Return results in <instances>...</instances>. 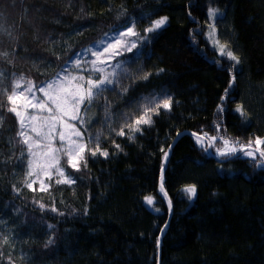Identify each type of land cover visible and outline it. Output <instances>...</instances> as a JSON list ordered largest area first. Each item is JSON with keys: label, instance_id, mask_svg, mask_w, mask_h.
I'll return each instance as SVG.
<instances>
[{"label": "trees", "instance_id": "trees-1", "mask_svg": "<svg viewBox=\"0 0 264 264\" xmlns=\"http://www.w3.org/2000/svg\"><path fill=\"white\" fill-rule=\"evenodd\" d=\"M225 19L238 64L210 38ZM133 25L136 48L84 109L87 166L64 155L71 183L28 187L15 82L44 87ZM0 27V264H264L261 158L216 156L224 139H264V0H0ZM165 99L170 110L126 127Z\"/></svg>", "mask_w": 264, "mask_h": 264}, {"label": "snow or ice", "instance_id": "snow-or-ice-1", "mask_svg": "<svg viewBox=\"0 0 264 264\" xmlns=\"http://www.w3.org/2000/svg\"><path fill=\"white\" fill-rule=\"evenodd\" d=\"M216 10L212 9L209 11L210 17H215ZM167 22V17L160 18L149 26L146 31L153 32L156 29L161 28ZM211 29L210 38L213 39L214 44L219 48L220 55L227 56L230 60L235 61L237 64L240 63L239 58L227 48V45L221 44L219 40L215 39V26L209 25ZM0 30H3L0 27ZM123 35L126 36H136L137 33L134 30V25L129 27ZM131 47H135V43L131 45ZM129 51L131 48L128 49ZM79 67V65H77ZM147 77H145L146 79ZM67 83L62 80H53L48 83L46 87H39L37 89L38 92L42 93V97H38L34 92V88L36 87L31 81L27 82V87L24 91H19L22 85L20 81L15 82V86L12 89L11 93L7 96L8 102L11 107L8 109L10 112L14 113L20 122L21 131L18 135L21 137V143L27 145L28 151L32 156L38 155V153L32 152L34 146L39 144V141L33 140L31 136H29L24 129L30 128V130L41 140L46 141L47 143L44 145L45 151L43 153L44 157H47V160L41 168L44 170L45 175H50L48 171L51 168H55L56 173L59 176L64 177L65 173L62 167H60V156L59 153H63L67 157V165L71 166L74 169L79 170L80 162L84 161V152L87 148V145L82 140V132L75 127V125L68 123L65 120L67 117L69 120H78L79 112L81 106L87 102L91 103L94 96L97 94L94 92V89H100L101 85L104 83H111V81H107L106 79H102L99 81H94L92 79H88L85 81L87 87L82 83H73L76 80V77H65L64 78ZM79 80L83 81V77H79ZM232 80H235V77H232ZM231 86V85H230ZM163 107L166 110H170L171 100L165 99L163 104L156 103L154 108L145 109L144 115L139 116L134 124H126V127L133 133L140 131L139 125L141 124H150L151 117L148 116V112L152 111L156 114L158 113V109ZM35 109L39 110V112H47L48 115L41 116L38 114H32L27 116L28 123H25V113L27 110ZM23 109V111H21ZM238 112L243 114V109L241 106H238L236 109ZM83 123V121H80ZM60 125L62 130L58 133L59 140L61 141L60 147L53 146V133H56L57 126ZM47 129V131H44ZM118 135H125L124 131L121 129ZM195 135V134H193ZM73 136L78 139H73ZM131 138V137H130ZM204 137H197V142L200 143ZM210 146L212 142L215 141V137H209ZM31 141V142H30ZM66 142V146H65ZM119 147V145H117ZM243 152L244 155L256 159L255 153H259L261 157V162L264 163V139L257 137L254 141L250 140L247 144H241L239 141H230L228 139L223 140V147L217 148V152L221 156H229L233 155L236 152ZM97 152H100L101 155L107 157V151H101L99 145H97L94 149L91 150V154L94 156ZM165 159H167V153H165ZM35 161H29V168L32 169ZM84 166L86 167V161H84ZM33 173L29 171L28 175L31 176ZM35 181H26L28 187L32 186V183ZM66 182L71 183L70 179H65L64 181H57V183ZM42 189L45 187L43 182H41ZM161 192H164L163 188V169L161 171ZM187 193L192 196L196 194L195 186H189L185 189ZM167 195V193H165ZM146 202L149 205L153 204V198L151 196L146 197ZM169 205L171 206V202L169 201ZM43 207V205H41Z\"/></svg>", "mask_w": 264, "mask_h": 264}, {"label": "rangeland", "instance_id": "rangeland-1", "mask_svg": "<svg viewBox=\"0 0 264 264\" xmlns=\"http://www.w3.org/2000/svg\"><path fill=\"white\" fill-rule=\"evenodd\" d=\"M223 13H216V17L214 18L215 21H217L218 18ZM164 26V25H163ZM162 26V27H163ZM127 31V30H126ZM126 31L123 32H117L110 34L109 36L105 37L101 42L94 44L89 51H85L83 54L78 55L76 60L73 62L72 68H69V71L71 72H65L63 74L58 75L48 83L52 82L53 80H62L63 82L67 83V81L64 79L65 77H76L77 79L73 81V83H82L85 87H87L85 81L88 79H92L94 81H99L102 79H106L107 81H111V83H104L101 85L100 89H94V92L98 93L101 91V89L105 88L106 86L111 85L113 80L116 78V75L120 71V67L122 66V63L118 62V57L121 54H124L126 52H129V48L131 50L133 48H136L137 41L135 40L134 36H126L123 35ZM231 23L228 19H225L221 22L216 23L215 27V39L219 40L221 44H228L233 45L235 44V38L234 35L231 33ZM135 43V47H131V45ZM228 48V47H227ZM130 50V51H131ZM79 65V67H77ZM79 77H83L84 80H79ZM47 83V84H48ZM45 85L44 87H46ZM23 88L21 91H24L26 89ZM34 92L38 97H42L43 94L38 92L36 88H34ZM96 96V95H95ZM94 96V97H95ZM87 102H85L80 109L79 112V119L78 120H69L67 117H65V120L68 123H71L75 125L76 128H78L82 132V140L81 142L85 143V136L83 133V129L81 127L84 126V109L87 106ZM23 111V109H21ZM32 114H38L41 116L48 115L47 112H39V110L31 109L29 108L27 112L25 113V123H28L27 116ZM80 121H83L81 123ZM62 130L61 126H57L56 133H53V146L54 147H60L61 141L59 140L58 133ZM24 131L33 138V140L39 141V144L37 146H34L32 149V152L38 153L36 156H32L30 154V160L35 161V164L33 165V168L30 169L32 171V175L30 177V182L35 181L32 183L31 188H34L37 186L38 188L42 189L41 182L45 185L43 189H46L49 187L48 180L52 179L53 177L59 178L61 181H64L65 179H70V177L67 174L66 168L63 166V157L64 154L61 152L59 153L60 156V167L63 168L65 176L61 177L58 173H56L55 168H51L48 171L50 172V175H45L44 170L41 168V165L45 163L47 160V157L43 156L44 151L46 150L44 145L47 143L46 141L41 140L40 137L36 135V133L32 132L30 128L24 129ZM44 131H47V129H44ZM73 139H78L73 136ZM31 142V141H30ZM86 144V143H85ZM66 146V142H65ZM256 156H258L255 153ZM216 156L220 158L227 157V156H221L216 150ZM246 158H250L246 155H244ZM252 159V158H251ZM260 167H264L263 163H260Z\"/></svg>", "mask_w": 264, "mask_h": 264}, {"label": "water", "instance_id": "water-1", "mask_svg": "<svg viewBox=\"0 0 264 264\" xmlns=\"http://www.w3.org/2000/svg\"><path fill=\"white\" fill-rule=\"evenodd\" d=\"M257 154L259 155V153H258V152H257ZM170 155H171V154H170ZM259 157H260V156H259ZM260 158H261V157H260ZM169 160H170V157H169ZM169 160H168V161H169ZM171 214H172V213H171Z\"/></svg>", "mask_w": 264, "mask_h": 264}]
</instances>
